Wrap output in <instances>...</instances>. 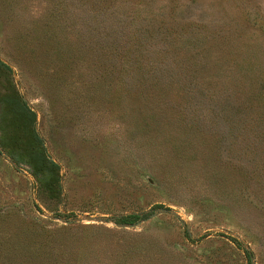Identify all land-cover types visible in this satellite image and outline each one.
Listing matches in <instances>:
<instances>
[{
    "label": "rangeland",
    "instance_id": "374dc122",
    "mask_svg": "<svg viewBox=\"0 0 264 264\" xmlns=\"http://www.w3.org/2000/svg\"><path fill=\"white\" fill-rule=\"evenodd\" d=\"M248 54L264 73V0H0V264H264L229 152ZM155 101L207 135L152 153Z\"/></svg>",
    "mask_w": 264,
    "mask_h": 264
},
{
    "label": "trees",
    "instance_id": "16d2710c",
    "mask_svg": "<svg viewBox=\"0 0 264 264\" xmlns=\"http://www.w3.org/2000/svg\"><path fill=\"white\" fill-rule=\"evenodd\" d=\"M175 46L181 48L184 46V42L179 41V44ZM134 50L136 66L143 69L145 66L143 50L138 48H134ZM248 56L249 59L241 61L233 59V63L238 69L233 78L239 80L244 89L232 94V108L227 113L228 132L234 142L229 147V152L231 151V158L237 159L241 155L242 157L243 155L248 157L245 158L247 160L246 164L232 161L234 162V172L240 170L242 175L247 177V182L244 184L246 190L243 191L241 198L247 199L250 205L253 204L264 209V73L257 70L258 65L255 66L256 61L251 59L252 55L248 54ZM127 66L133 67V64L128 63ZM0 68L10 70L9 65L2 60H0ZM161 100L164 101L163 98ZM180 102H178V105ZM158 103L159 101H155V103L149 104L151 109L154 110H151V114L160 111L157 114L158 116L152 120L144 118L136 127L138 138L149 147L152 153L161 152L163 147H167L168 151L173 150L177 154L184 155V149H186L184 141L187 137L199 138L207 135L209 130L205 124L189 120L185 116V111L174 114L162 109L163 107H159ZM183 103L184 101L182 102V108L184 109L185 104L183 105ZM260 149H262L263 156V167L261 166V168L258 167V162L255 161ZM236 150H238L237 154L235 153ZM251 160H253V163L250 162ZM49 161L56 166L52 159H49ZM258 184H260L259 187H257ZM140 216L141 213L133 212L123 215L120 220L133 222Z\"/></svg>",
    "mask_w": 264,
    "mask_h": 264
}]
</instances>
